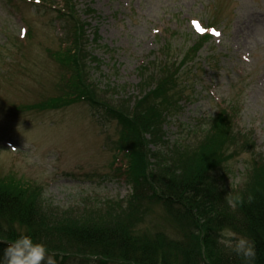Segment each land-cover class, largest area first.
<instances>
[{
    "label": "rangeland",
    "instance_id": "obj_1",
    "mask_svg": "<svg viewBox=\"0 0 264 264\" xmlns=\"http://www.w3.org/2000/svg\"><path fill=\"white\" fill-rule=\"evenodd\" d=\"M74 2L87 23L90 79L117 104L142 95L141 62L165 55L179 60L200 33L196 25L204 30L203 24H213L177 77L178 106L167 115L155 147L193 145L209 117L229 107L239 140L230 147L235 153L211 175L226 196L245 190L253 162L264 161V0ZM56 15L28 0H0V176L41 185L42 205L62 213L126 198L131 185L111 166L120 126L103 108L86 102L57 109L18 106L55 92L61 69L48 49L58 48L62 34ZM163 213L153 208L142 225L174 235ZM66 264L94 262L71 257Z\"/></svg>",
    "mask_w": 264,
    "mask_h": 264
},
{
    "label": "trees",
    "instance_id": "obj_2",
    "mask_svg": "<svg viewBox=\"0 0 264 264\" xmlns=\"http://www.w3.org/2000/svg\"><path fill=\"white\" fill-rule=\"evenodd\" d=\"M28 1L57 11L62 34L58 48L48 53L61 74L55 92L19 108L57 109L78 102L103 108L120 126L111 166L130 183L131 192L126 198L60 213L42 205L41 185L0 176V255L7 244L28 235L45 245L57 264L71 257L90 258L94 264H246L218 241L220 229L229 228L254 243V264H264V161L253 162L247 188L232 194L244 198L235 211L211 175L235 153L230 147H237L239 140L230 108L212 114L193 145L176 142L166 151L155 147L167 115L178 106L175 95L181 96L182 85L180 89L177 77L209 38L213 24H203L204 31L179 60L165 55L141 62L137 86L142 95L130 104L127 99L117 104L90 79L87 23L78 17L74 0ZM29 32H24L25 41ZM156 207L163 209L174 235L142 225Z\"/></svg>",
    "mask_w": 264,
    "mask_h": 264
},
{
    "label": "clouds",
    "instance_id": "obj_3",
    "mask_svg": "<svg viewBox=\"0 0 264 264\" xmlns=\"http://www.w3.org/2000/svg\"><path fill=\"white\" fill-rule=\"evenodd\" d=\"M252 201L253 197L249 195L248 202ZM226 202L235 211L243 206L244 198L240 194H229L226 196ZM219 243L230 248L237 256L242 257L246 264H254L255 245L248 238L239 236L231 229L225 228L219 233ZM0 264H57V259L54 254H49L45 245L34 242L28 235H22L7 244L2 250Z\"/></svg>",
    "mask_w": 264,
    "mask_h": 264
},
{
    "label": "snow or ice",
    "instance_id": "obj_4",
    "mask_svg": "<svg viewBox=\"0 0 264 264\" xmlns=\"http://www.w3.org/2000/svg\"><path fill=\"white\" fill-rule=\"evenodd\" d=\"M197 31L203 32V29L199 27V25H196ZM215 35L219 36L220 33L219 32H215Z\"/></svg>",
    "mask_w": 264,
    "mask_h": 264
}]
</instances>
